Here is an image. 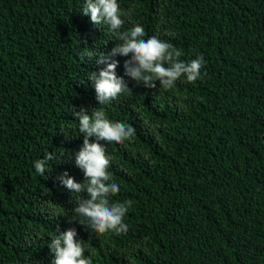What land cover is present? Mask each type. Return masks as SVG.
Segmentation results:
<instances>
[{
  "label": "trees",
  "instance_id": "1",
  "mask_svg": "<svg viewBox=\"0 0 264 264\" xmlns=\"http://www.w3.org/2000/svg\"><path fill=\"white\" fill-rule=\"evenodd\" d=\"M117 2L131 12L121 31L202 55V78L150 89L116 56L132 95L99 105L89 73L120 41L82 15L86 0H0V264H52L48 244L68 229L92 264H264V0ZM82 107L136 130L104 145L113 201L133 202L125 235L93 233L74 214L84 194L58 179L84 180Z\"/></svg>",
  "mask_w": 264,
  "mask_h": 264
},
{
  "label": "clouds",
  "instance_id": "2",
  "mask_svg": "<svg viewBox=\"0 0 264 264\" xmlns=\"http://www.w3.org/2000/svg\"><path fill=\"white\" fill-rule=\"evenodd\" d=\"M82 15L88 16L93 25L106 24L109 31L120 41L107 55L101 53L97 64L106 67L98 73L90 72L88 79L92 82L95 98L99 105H105L116 100L123 94L132 95L131 89L122 78L117 77L118 62L112 59L116 56L130 57L124 63L125 75L145 87L153 89L159 83V88L168 91L176 86V82L184 78L188 83H195L202 78L205 61L198 54L195 59L183 61L181 49L171 43L151 36L145 39L143 26L135 25L129 30L121 31L125 24L124 17H130L131 12H122L117 0H86ZM78 119V131L84 135L83 146L75 156V165L82 170L84 180L77 183L67 172L58 179L72 193L84 194L76 202L74 214L84 218L87 227L97 235H125L129 225L124 218L133 202L113 201L120 186L113 181L109 172L110 157L106 153L105 144H123L135 134V128L123 122L110 120L102 108L86 114L82 107L79 112L73 110ZM94 137L95 142H89ZM54 156L49 152L43 159L34 162L36 174L45 176L49 163ZM86 196V198H85ZM82 225V222H78ZM75 229H68L51 238L48 247L54 254L52 264H92L90 257H85L84 242L77 239Z\"/></svg>",
  "mask_w": 264,
  "mask_h": 264
}]
</instances>
